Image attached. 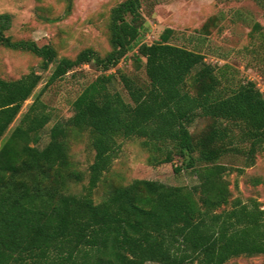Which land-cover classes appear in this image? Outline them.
<instances>
[{
    "label": "trees",
    "instance_id": "obj_1",
    "mask_svg": "<svg viewBox=\"0 0 264 264\" xmlns=\"http://www.w3.org/2000/svg\"><path fill=\"white\" fill-rule=\"evenodd\" d=\"M9 25L10 15L0 14V47L30 52L42 69L52 67L47 85L91 62L102 73L83 87L73 114L56 122L43 147L42 131L53 116L42 92L22 114L42 74L0 76V264H226L264 255V207L238 199L223 207L231 195L223 157L240 153L252 166L264 152V93L255 81H237L228 62H208L202 52L173 42V28L142 42V0L113 7L106 56L85 48L75 58L59 57L52 44L6 35ZM261 29L256 22L252 32ZM128 57L144 64L145 84L118 66ZM198 117L212 122L196 136L191 125ZM73 131L88 132L95 152L80 194L68 191L70 181L84 178L70 158ZM133 138L154 165L179 158L198 183L136 178L96 203L94 191L121 140Z\"/></svg>",
    "mask_w": 264,
    "mask_h": 264
},
{
    "label": "rangeland",
    "instance_id": "obj_2",
    "mask_svg": "<svg viewBox=\"0 0 264 264\" xmlns=\"http://www.w3.org/2000/svg\"><path fill=\"white\" fill-rule=\"evenodd\" d=\"M122 1L0 0V14L10 15L6 35L14 39H33L40 45L52 44L59 57L75 58L85 48H93L106 56L112 50L111 11ZM142 12L145 16L142 42L151 43L166 28H173V42L202 52L214 64L228 62L235 69L237 81L250 78L255 82L264 81V0H142ZM256 22L262 26L261 33L252 32ZM32 70L42 74V80L34 95L25 102L22 114L42 92L41 100L53 116L42 131L40 146L43 147L50 141L51 129L56 122L73 114V101L102 70L91 62L47 85L52 67L42 69L41 59L30 52L0 47L1 77L18 79ZM122 70L142 84L147 82L144 64L133 57H128ZM115 86L125 93L121 84ZM20 118L12 124L11 130ZM211 122L209 118L198 117L191 130L197 136ZM68 144L73 166L84 173L82 181L69 182L68 191L80 194L88 184V169L95 152L86 131L71 132ZM221 161L231 168L225 175L231 195L223 207L230 208L237 199L244 203L258 201L264 207V152L258 153L252 166H245L246 157L235 152H230ZM177 167L181 170L176 171ZM136 178L155 179L170 185L198 183L195 171L179 158L171 163L154 165L140 139L121 140L118 157L94 191L96 203L103 201L116 186ZM226 264H264V255H242Z\"/></svg>",
    "mask_w": 264,
    "mask_h": 264
},
{
    "label": "built area",
    "instance_id": "obj_3",
    "mask_svg": "<svg viewBox=\"0 0 264 264\" xmlns=\"http://www.w3.org/2000/svg\"><path fill=\"white\" fill-rule=\"evenodd\" d=\"M205 60L209 62V57L206 56V57H205ZM124 64H125V61H124V59H123V60L120 61V63H119L118 66H123ZM115 71H116V67H115V68H112V69L109 70L108 72H115ZM250 80L255 81V79H253V78H250ZM256 83H257L258 88L264 93V81H263V82H262V81H258V82H256Z\"/></svg>",
    "mask_w": 264,
    "mask_h": 264
}]
</instances>
